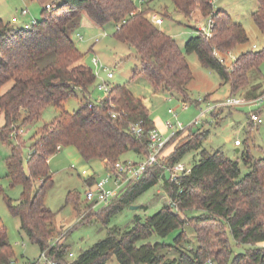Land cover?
<instances>
[{
    "label": "trees",
    "instance_id": "trees-1",
    "mask_svg": "<svg viewBox=\"0 0 264 264\" xmlns=\"http://www.w3.org/2000/svg\"><path fill=\"white\" fill-rule=\"evenodd\" d=\"M210 1L172 0L176 12L185 18L199 10L203 19L214 22L211 37L196 33L184 51L148 19L150 9L139 10L133 0H55L45 5L41 19L29 30L0 21V115L4 121L0 140L11 144L7 178L12 187L23 189L19 201H5L28 240L40 253L55 255L57 264H109L113 259L116 264H264V159L255 161L243 154V165L248 169L243 176L239 162L221 151L202 149L207 133L201 130L191 132L188 142L170 157L171 167L197 152L177 183L167 177L160 163L97 216L107 225L111 216L159 183L168 194V202L176 207L167 202L152 216H136L132 228L110 229L104 240L78 256L64 246L68 233L55 240V214L45 204L46 193L53 186L49 161L58 147L74 148L85 163L106 161L108 172L129 152L144 159L149 132L155 128L144 101L126 86H114L103 99H90L96 75L72 38L84 15L99 27L115 23L116 40L140 58L141 71L136 75L151 82L156 93L175 92L183 102L201 105L188 93L193 73L185 54L195 53L205 68L230 86L232 96L244 94L247 100L264 97V83L251 85L249 77L252 71L261 74L264 49L243 53L231 66L221 62L215 53L235 51L248 42V35L240 23ZM257 2L252 18L264 35V0ZM77 92L82 93V106L70 113L65 105ZM47 106H53L58 115L24 140L19 127L35 124ZM256 113L261 117L264 110ZM136 124L142 128L141 137L131 132ZM95 177L86 179L88 187L94 185ZM71 200L78 207L77 196L70 193L67 201ZM90 209L81 217L83 223L92 216L94 210ZM176 231L173 244L149 242L154 235L166 238ZM188 232L194 233L196 242L189 241ZM15 257L8 230L1 226L0 264H13Z\"/></svg>",
    "mask_w": 264,
    "mask_h": 264
},
{
    "label": "rangeland",
    "instance_id": "rangeland-1",
    "mask_svg": "<svg viewBox=\"0 0 264 264\" xmlns=\"http://www.w3.org/2000/svg\"><path fill=\"white\" fill-rule=\"evenodd\" d=\"M133 1L141 11L150 9L148 15L153 13L161 15L164 18V24L158 27L159 30L175 39L183 51L187 41L196 35L199 27L206 24L208 20L203 19L199 10H195L189 18H185L176 12L172 0H144L142 3L139 2L140 0ZM53 2L55 0H49L47 3H43L42 0H0V21L11 24L15 29H22L24 25L33 20L39 21L45 5ZM215 8L229 15L233 22L240 23L248 35L246 44L231 53L220 55L226 66H231L243 53L264 49V35L258 30L252 18L258 9L257 0H218ZM23 10H27L29 14L23 16ZM13 18H17L18 22L13 23ZM81 21L72 38L85 55L84 62L92 68L96 75L98 69L92 64V60L97 58L103 67L114 74V78L110 81H107V76L103 72L96 76V82L90 88V99L97 101L107 96L98 89L104 81L109 82L110 88L126 86L136 98L143 100L148 105L152 120L159 121L162 125L179 123L181 129L185 131L179 133L169 143L165 153L167 156L162 159L160 167L164 166L165 169V166H170V157L188 142L191 132L197 130L207 133L202 149L211 153L221 151L226 158L239 162L243 176L248 173V169L243 165V154H249L255 161L264 159V115H261L262 125L253 124L250 120L252 113L257 114L256 112L264 110V102L259 107L252 102L234 108H217L205 116L198 125H194L201 110H205L208 104L216 106L231 97L245 99L247 97L240 93L232 96L230 86L225 84L215 71L205 68L195 53L185 54L193 73V80L188 86L191 100L197 101L209 97L200 106L188 102V107L185 108L183 100L178 94L175 92L156 93L151 82L143 76L136 75L137 71H141L140 58L127 44L116 40L114 37L115 23L99 27L92 24L85 15ZM105 34L107 36L104 37ZM78 35L83 39L80 40ZM41 64L42 66L46 65L45 62H41ZM260 72L261 74L252 71L249 74L251 85L264 83V79L261 78L264 77V65L261 66ZM81 106L82 93L77 92L75 97L67 101L65 109L73 113L78 111ZM169 110L175 111L177 118L169 114ZM57 115L58 112L53 106H47L39 121L31 126L19 127V131H24L23 139L28 141L37 128L52 122ZM3 122V117L0 115V127ZM167 137L168 135H165V138ZM236 141L242 144L240 148L236 147ZM25 154H28V150L25 151ZM196 154L197 152L189 153L181 163L190 166ZM10 155V142L0 140V186L4 190V194L0 195V227L4 226L8 230V241L13 246L16 255L13 264H28L40 256V249L37 245H33L21 231L20 220L11 216L5 201L8 198L16 203L21 198L23 191L21 186L12 187L7 178L6 159ZM122 160L140 162V159L132 152L127 153ZM73 165L76 169L72 168ZM49 167L53 186L46 193L45 204L55 214V219L52 222L54 238L56 240L60 235L68 233L64 246L75 256L104 240L110 229L129 230L132 228L136 216L149 217L156 214L169 200L168 194L159 183L140 195L131 206L111 216L107 225L97 216L104 205L97 206L88 221L83 223L81 217L93 204L86 201L87 177L80 175L79 172L83 169L88 170L89 173L94 171L97 173H94L95 182H99L106 176V173L101 170V161L82 162L78 158H74L68 148H64L50 159ZM165 174L167 175L168 172ZM167 177L169 178V175ZM108 187L113 188V185L110 183ZM70 193L77 196L78 207L73 200L67 201ZM177 233L176 231L166 238L154 235L149 239V242L173 244ZM188 234L189 241L196 242L194 233L188 232ZM109 264H116V259H113ZM207 264L215 263L208 262Z\"/></svg>",
    "mask_w": 264,
    "mask_h": 264
},
{
    "label": "built area",
    "instance_id": "built-area-1",
    "mask_svg": "<svg viewBox=\"0 0 264 264\" xmlns=\"http://www.w3.org/2000/svg\"><path fill=\"white\" fill-rule=\"evenodd\" d=\"M143 1L144 0H140L139 2L142 3ZM217 1L218 0H211L210 3L215 6ZM50 8V5H48L47 9ZM28 14L29 12L27 10L22 11L23 16H27ZM147 17L157 27H160L164 24V18L158 13L150 14ZM17 22L18 19L14 18L13 23ZM36 24L37 21L33 20L31 23L24 25L22 28L24 30H29L33 26H36ZM213 28V20L208 19L206 24L204 23L199 27L198 34L206 37H211ZM105 36L107 35L105 34L104 37ZM78 38L80 40L83 39L79 35ZM215 54L219 57L220 61L224 63V59L221 58L220 55H218L217 53ZM92 64L98 69L96 76H98L100 72H103L107 76V81H110L114 78L113 72L103 67L97 58H94L92 60ZM107 81H104L101 85H99L98 89L99 91L104 92L106 95H109L113 87L110 88L111 86ZM197 102L203 104L205 101L204 99H199L197 100ZM263 102L264 97H261L256 100H247L245 98L231 97L224 102H220L216 106L208 104L205 110H201L200 116L194 122V125H198L205 116H207L212 111H215L217 108H234L249 103H252L259 107L263 104ZM183 103L184 107L187 108L188 102ZM169 114L173 115L174 118H177V114L175 113V111L169 110ZM113 118H116V114H113ZM251 122L259 125L263 124V120L261 119V117L255 113H252L251 115ZM167 129L169 131L167 138H165V134L161 133L157 128H154L149 132L148 155L142 161L135 162L122 160L116 163L110 171L106 172V176L102 180H100L99 182H95L93 186L88 187V191L86 193V201L93 204L90 210H95V208L99 205H104V207L109 206L126 191L127 187L130 184L140 181L149 169L160 165L162 159H164V152L166 151L169 143L174 140L179 133L184 131L181 129V124L179 123L175 125L167 123ZM131 132L137 137H141L143 135V131L140 124L131 126ZM19 134L23 135L24 131H19ZM235 145L240 146L241 143L239 141H236ZM57 150L58 152H60L62 149L61 147H58ZM72 168L76 169L74 165L72 166ZM165 169L166 172L169 173L171 181L177 183L180 176L187 170V166L183 163H177L171 167L165 166ZM79 174L87 177V179L92 177L88 175V170L86 169L80 171ZM110 183L113 185V188L108 187ZM168 204L173 207H176L170 201L168 202ZM85 215L86 213L83 216ZM70 257L72 258L73 254H70ZM28 264H57L56 256L53 255L52 257H49L47 251H45L40 253V256L36 260Z\"/></svg>",
    "mask_w": 264,
    "mask_h": 264
},
{
    "label": "crops",
    "instance_id": "crops-1",
    "mask_svg": "<svg viewBox=\"0 0 264 264\" xmlns=\"http://www.w3.org/2000/svg\"><path fill=\"white\" fill-rule=\"evenodd\" d=\"M14 19V18H13ZM144 104H145V106L147 107V109L149 110V107H148V105L144 102ZM149 113H150V110H149ZM151 117V116H150ZM152 119V118H151ZM153 121V123H154V125H155V128H157L161 133H163V134H165V135H168L169 134V131H168V129H167V124L166 125H162L159 121H154V120H152ZM253 124H255V123H253ZM242 146V144L240 145V146H236V147H238V148H240ZM68 151L70 152V154L74 157V158H78L80 161H82L83 162V160H82V158L80 157V155H79V153L74 149V148H68ZM166 151H167V149H166ZM166 151L164 152V157L166 158V156L167 155H165V153H166ZM240 152V151H239ZM143 160V159H142ZM142 160H140V161H142ZM101 163H102V169L101 170H103V172H105L106 173V170H105V165H106V161H101ZM97 174L96 172H94V171H92L91 173H89V171H88V175L89 176H93V175H95V174ZM99 173H100V171H99ZM167 175H169V174H167Z\"/></svg>",
    "mask_w": 264,
    "mask_h": 264
},
{
    "label": "water",
    "instance_id": "water-1",
    "mask_svg": "<svg viewBox=\"0 0 264 264\" xmlns=\"http://www.w3.org/2000/svg\"><path fill=\"white\" fill-rule=\"evenodd\" d=\"M238 152H239V150H238Z\"/></svg>",
    "mask_w": 264,
    "mask_h": 264
}]
</instances>
